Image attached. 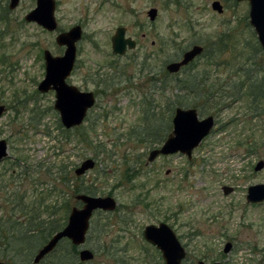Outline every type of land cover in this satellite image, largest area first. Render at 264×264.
Wrapping results in <instances>:
<instances>
[{
	"label": "rangeland",
	"instance_id": "obj_1",
	"mask_svg": "<svg viewBox=\"0 0 264 264\" xmlns=\"http://www.w3.org/2000/svg\"><path fill=\"white\" fill-rule=\"evenodd\" d=\"M214 1L56 0V30L48 31L23 19L35 0H20L12 10L9 0H0V139L7 141L8 151L0 161L2 235L7 238L13 226L23 230L35 223L28 220L32 214L37 222H63L66 206L78 205L75 196L83 192L77 190L85 187L92 196L109 195L117 204L113 211L97 209L90 217L82 247L94 256L83 264H164L160 252L142 237L145 225L160 221L172 227L185 248L182 264H264V200L254 206L242 192L264 183V167L253 170L257 160H264V96L251 101L245 85L258 83L254 89L263 93L264 52L248 21V0H219L222 12L213 10ZM151 7L157 8L152 21L147 14ZM77 24L83 32L67 82L91 90L96 99L82 128L67 130L54 109V91L41 92L37 85L45 75L43 50L62 54L64 48L54 38ZM120 25L138 45L118 55L110 36ZM195 43L204 46L210 61L196 60L178 76L204 79L200 99L187 107L197 108L200 117L212 114L214 126L190 160L179 152L148 161V152L160 144L137 134L157 119L169 116L171 123V111L164 110L171 100L170 92L154 91L152 73H139V63L146 59L144 64L159 73L162 63L180 59ZM234 81L239 85L236 98L205 100L208 84L226 85L216 90L226 95L235 91L230 88ZM149 99L156 113L144 118ZM215 101L223 103L220 111L212 108ZM87 158L94 167L76 175L75 168ZM223 185L233 190L226 194ZM226 241L233 248L224 252ZM9 247L0 240V260L18 264L25 258V251L14 255ZM66 258L64 249H55L37 264H66Z\"/></svg>",
	"mask_w": 264,
	"mask_h": 264
},
{
	"label": "water",
	"instance_id": "obj_2",
	"mask_svg": "<svg viewBox=\"0 0 264 264\" xmlns=\"http://www.w3.org/2000/svg\"><path fill=\"white\" fill-rule=\"evenodd\" d=\"M247 1V0H246ZM20 0H9L8 9L16 7ZM55 0H35V6L27 12L23 19L27 22L36 23L42 29L55 31L57 20L55 13ZM248 21L257 35V41L264 51V0H248ZM213 10L222 12V5L219 0L212 3ZM157 8L151 7L148 11L149 20L152 21L157 16ZM124 27L120 26L111 36V48L113 53L123 54L126 49H131L135 45L132 38L124 37ZM81 36L79 25L72 26L70 29L58 32L54 38L55 42L64 47L62 54L53 55L47 48L44 49L43 59L45 61L44 77L38 82L37 89L41 92L53 90L55 100L54 109L60 114L61 124L68 129L73 126L81 125L87 115V111L95 103V96L92 91L79 90L73 84L66 82V79L72 72L76 57V42ZM203 50L200 44H195L182 53V57L175 61H170L166 67L171 73H175L181 67L193 60L197 54ZM4 106L0 105V114ZM172 128L167 134L163 143L157 148H152L148 153V161L154 160L158 155H168L173 153H183L190 159L192 150L196 148L202 139L207 136L215 123L212 114L200 117L197 108L177 106L172 115ZM7 155L6 142L0 139V159ZM262 166L258 162L256 169ZM94 167V160L91 158L84 159L76 168L75 174L82 175L86 170ZM224 193L231 191V187L223 185ZM248 201H261L264 199V184H255L247 189ZM82 204L81 206H72L67 215L64 226L50 236L34 254L33 261L38 262L44 258L46 253L54 249L61 239H69L74 246H78V262L70 264H83L92 259L94 252L88 247H82L85 244L87 230L90 225V217L97 209L113 211L116 208V201L109 195L92 196L87 193H78L75 196ZM143 239L148 243L155 245L161 251L164 264H182L185 255L183 248L176 237L172 227L160 221L158 224L150 223L143 227ZM229 244H225L224 251L228 250ZM0 264H8L0 261ZM197 264H222L215 261L213 263H204L199 260Z\"/></svg>",
	"mask_w": 264,
	"mask_h": 264
},
{
	"label": "trees",
	"instance_id": "obj_3",
	"mask_svg": "<svg viewBox=\"0 0 264 264\" xmlns=\"http://www.w3.org/2000/svg\"><path fill=\"white\" fill-rule=\"evenodd\" d=\"M3 11V10H2ZM1 16V13H0ZM144 67V66H143ZM144 68H141V70ZM140 70V69H139ZM189 75V76H187ZM249 74H247V72H245V74L243 76H246V79H248ZM125 78V80H127L128 82H131L132 80L126 75L123 74ZM152 80V86L154 91L159 92L161 94H165L167 92H170V94H168V99L171 100V103L168 104V102H166L165 104V108L164 110L167 112L171 111V113L174 111L173 108L178 106H184L187 107V105L192 104L193 106H195V103L198 101L197 99H200L199 94H201V88H200V84L204 82V79L199 78L198 76H194L193 74L190 73H186L185 76L183 77H179L178 73L175 74H164L163 76H161V82H159V86L157 85L158 81L154 78L153 79H149ZM203 81V82H202ZM207 81V80H206ZM207 84V83H206ZM243 84V83H241ZM201 85V86H202ZM233 87H234V96L237 93V91L239 90V85H237L234 81L233 83ZM245 85L248 86V90L247 93L249 96H252L251 101L256 100L258 91H256L254 89L255 86H259L260 84L258 83H246ZM226 86V85H225ZM225 86H221V84H219V88H215L212 84H208V91L205 92V97L208 102L209 101H213V99L215 98V94H216V90L219 89H223L225 90ZM233 87H230L233 89ZM252 87V88H251ZM261 94V93H260ZM228 96V95H225ZM166 97V98H167ZM231 96H229L230 98ZM213 98V99H212ZM236 98V96H235ZM169 100V102H170ZM216 104H214L212 106V108H214L216 111H220L221 108H223V103H219L217 101H215ZM219 103V105H218ZM198 107V106H196ZM144 111V118L146 117H150L152 118V115L154 116V114L156 113V111L154 112L153 110V106H152V100H148V103H146L145 108L142 110ZM169 116L166 117V119L161 120V119H157L156 124H154V122L156 121H152L153 125H146L145 128H142V130L140 131L139 134H137L138 136H140L142 139H144V141H146V139H148L149 137V143L153 144V145H157V144H161L162 141L166 138L170 127H171V123L169 121ZM82 124L81 126L75 127L74 130H80L82 128ZM64 130V129H63ZM67 132V130H64ZM80 137H81V141L82 139V131L79 133ZM139 137V138H140ZM140 138V139H141ZM78 192H86L90 195H93V191L85 188L84 189H78ZM66 214L64 216L63 222L61 221H57V219L53 218V219H48L46 220V223L42 220L37 222L38 220L35 218L36 215L32 214V217H29L28 220L30 222H32V220H36L34 221L35 223L27 226L26 229L21 230V228L17 227V226H13L11 227V229L8 231L9 235L6 238V236L2 235L0 233V240L2 239L5 243H7L10 247L9 249L15 250L14 251V255L16 254H21L22 250H23V255L24 257L29 260L32 257L33 252L43 244L44 241L47 240V238H49L54 231L60 229L61 227L64 226V224L66 223V218H67V214L69 212V207L66 206ZM19 233V234H18ZM64 243V246H62V243ZM65 250V252L67 253V261H70L69 259H74L76 257V247L73 246L71 244V242H69V240L67 238L61 240L59 242V244L56 247V250ZM54 253V252H53ZM52 253V254H53ZM62 256H64V253H61ZM50 256V255H49ZM60 259V258H59ZM66 261V262H67ZM62 264H64L62 262Z\"/></svg>",
	"mask_w": 264,
	"mask_h": 264
},
{
	"label": "flooded vegetation",
	"instance_id": "obj_4",
	"mask_svg": "<svg viewBox=\"0 0 264 264\" xmlns=\"http://www.w3.org/2000/svg\"><path fill=\"white\" fill-rule=\"evenodd\" d=\"M55 2H56V0H55ZM157 14V13H156ZM77 25H79L80 26V24H77ZM77 25H72V26H77ZM71 26V27H72ZM121 26V25H120ZM120 26H118V27H120ZM118 27H116V29L118 28ZM122 27H124V37H126V38H132V39H134L132 36H127V35H125L126 34V27L125 26H122ZM80 28H81V26H80ZM69 29H70V27H69ZM116 29H115V31H116ZM68 30V29H67ZM115 31H114V33H115ZM82 32H83V29L81 28V36H80V38L82 37ZM113 33V34H114ZM112 34V35H113ZM111 35V36H112ZM110 36V37H111ZM140 36H142V37H144V33L143 32H141V34H140ZM80 38H79V40H80ZM134 41H135V45H134V47L133 48H136V46L138 45V42L134 39ZM111 43H112V37H111ZM76 44H77V42H76ZM76 44H75V46H76ZM195 44H198V43H195ZM195 44H193V45H195ZM192 45V46H193ZM202 47H203V50H202V52H200L199 54H197L196 55V57L193 59V60H191L190 62H188L185 66H183V67H181L178 71H176L175 73H179L182 69H185L187 66H189L192 62H195L196 60H198V61H200V60H205V61H207L206 59H208L209 61H210V59H211V57H210V54H207V52H205V49H204V46L202 45V44H200ZM133 48H131V49H133ZM131 49H129V50H131ZM127 51V50H126ZM125 51V52H126ZM113 52V51H112ZM124 52V53H125ZM210 52V51H209ZM76 54H77V50H76ZM182 57V56H181ZM180 57V58H181ZM149 58V57H148ZM75 59H76V57H75ZM146 59H144L143 61H141L140 63H139V68H140V70H139V73H143V71H145L146 73H148L149 72V74H151L152 73V75H150V78L151 79H153L154 80V78L157 80L158 79V81H160L161 82V80H160V76H163L164 74H166V75H168V74H175V73H171V72H169V70L167 69V67H166V65L169 63V61H165L164 62V65L162 66V64L159 66L160 67V69H158V72L159 73H157V72H155L156 70H154L156 67H154V66H152L151 64L149 65V68L147 67V65H145L144 64V61H145ZM75 62H76V60H75ZM75 65V64H74ZM144 66V67H143ZM73 68H74V66H73ZM141 68H144V69H142L141 70ZM73 70V69H72ZM71 70V71H72ZM124 71V70H123ZM157 74V76H159V77H155V74ZM123 74V72H119V75H122ZM125 74V73H124ZM154 75V76H153ZM206 76V75H205ZM206 78L208 79V76H206ZM152 81V80H151ZM234 83V82H233ZM233 83H231V85H230V87H233L234 85H233ZM71 84V83H70ZM159 86V85H158ZM79 89V88H78ZM232 89V88H231ZM80 90V89H79ZM82 90V89H81ZM91 91V90H90ZM233 91V90H232ZM94 93V92H93ZM234 91L233 92H230V93H226V95H228V96H233V97H235L234 95ZM217 97H223V96H225L224 94H222V93H220V92H218V91H216V94H215ZM94 96H95V94H94ZM264 96V91H263V93H261V94H259V96H257L258 98H262ZM220 98V99H221ZM96 99V98H95ZM235 100V99H234ZM233 100V101H234ZM95 102V101H94ZM254 102H255V100H254ZM95 104V103H94ZM93 104V105H94ZM92 105V106H93ZM91 106V107H92ZM91 109V108H90ZM89 109V110H90ZM88 110V111H89ZM174 112V111H173ZM173 112L171 113V117H170V120H171V118H172V115H173ZM253 113L256 115V114H259L260 112L258 111V108L257 107H254V110H253ZM214 117V116H213ZM85 119V118H84ZM84 121V120H83ZM82 121V122H83ZM171 122H172V120H171ZM79 126H81V125H79ZM64 127V126H63ZM75 127H78V126H73V127H71V128H75ZM65 128V127H64ZM65 129H67V130H70V129H68V128H65ZM5 140V139H4ZM5 142H6V148H7V141L5 140ZM249 150H251L250 148H248V151ZM7 154H8V151H7ZM7 156V155H6ZM6 156H4V157H2L1 159H0V161H2ZM190 160V159H189ZM258 162H262V166L260 167V168H257L256 169V165L258 164ZM264 167V160H262V159H259V160H257L256 161V163L254 164V167H253V170H255V171H259V170H261L262 168ZM255 184H264V183H258V182H256ZM255 184H250V185H248L247 187H246V189H244L242 192H243V199H244V201L246 200V202L247 203H249V204H252V205H254V206H256V204H260L261 203V201H263V200H261V201H256V202H253V201H248L247 200V194H248V192H247V189H248V187L249 186H253V185H255ZM229 187H231V186H229ZM233 190V188L231 187V191ZM231 191H229V192H231ZM228 192V193H229ZM228 193H226V194H228ZM142 234H143V232H142ZM142 237H143V235H142ZM62 240V239H61ZM60 240V241H61ZM59 241V242H60ZM146 241V240H145ZM59 242H58V244H59ZM226 243H228L229 245V248H228V250H226V251H230L232 248H233V246H232V244H231V242L230 241H226L225 242V244ZM57 244V245H58ZM57 245L54 247V249L53 250H51L50 252H48V253H46V255L44 256V258H46V257H48L49 255H51V253H53L54 252V250L56 249V247H57ZM43 246V244L41 245V246H39L34 252H33V254H32V257L29 259V260H27L26 258H23V260H21V261H18V264H23V263H29V262H32V264H37V263H39V262H41L42 260H44V258H42V259H40L38 262H34L33 261V257H34V254H35V252L40 248V247H42ZM151 246H152V249H155V250H157V251H159V249H156V247L153 245V244H151ZM225 246V245H224ZM225 248V247H224ZM224 250V249H223ZM252 250L253 251H255L256 250V246H253L252 247ZM226 251H224V252H226ZM160 252V251H159ZM18 255V254H17ZM160 256H161V252H160ZM20 257V256H19ZM161 258H162V256H161ZM69 260H71V259H69ZM0 261H3V260H0ZM75 260L74 259H72V262L71 261H69V262H67L66 264H70V263H75L74 262ZM4 262H7L8 264H10V262H8V261H4ZM219 262V261H218ZM222 264H225V261H223V262H221Z\"/></svg>",
	"mask_w": 264,
	"mask_h": 264
}]
</instances>
